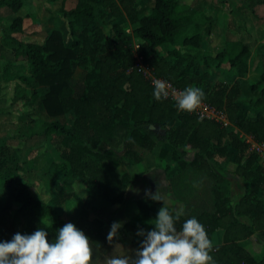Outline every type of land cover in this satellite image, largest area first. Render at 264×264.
I'll return each instance as SVG.
<instances>
[{
  "label": "trees",
  "instance_id": "obj_1",
  "mask_svg": "<svg viewBox=\"0 0 264 264\" xmlns=\"http://www.w3.org/2000/svg\"><path fill=\"white\" fill-rule=\"evenodd\" d=\"M141 1L76 0L74 7L60 9L69 40L62 28H53L39 44L16 36L24 32L25 18L18 14L25 0H0L6 18L17 15L3 28L2 45L29 67L20 80L38 124L28 137L49 139L61 157L45 172L54 189L45 201L25 180L19 150L0 144V242L40 227L54 242L66 225L56 211L75 199L82 211L74 225L93 242L92 264H105L114 245L127 246L128 237L135 251L143 238L133 221L113 244L107 240L117 214L135 199L143 227L152 230L150 221L163 203L128 197L136 176L118 169L145 163L158 148L159 158L171 161L164 170L169 208H185L177 228L195 217L213 244L215 264H264V164L244 137L264 144V71L247 82L252 50L243 39L226 40L216 55L204 52L219 18L184 14V0H151L143 14ZM123 14L140 42L136 53L133 38L117 22ZM4 51L0 57L6 59ZM136 54L152 76L178 91L202 89L203 103L229 125L180 111L171 98L157 101ZM222 71L227 80L215 81ZM98 200L112 211H97Z\"/></svg>",
  "mask_w": 264,
  "mask_h": 264
},
{
  "label": "rangeland",
  "instance_id": "obj_2",
  "mask_svg": "<svg viewBox=\"0 0 264 264\" xmlns=\"http://www.w3.org/2000/svg\"><path fill=\"white\" fill-rule=\"evenodd\" d=\"M264 0H184L188 10L184 14H193L196 18L204 16H215L219 18L214 25L211 36L204 44V52L207 55H216L225 46L226 40L243 39L251 46L252 56L249 61L250 72L246 78L247 82L255 81L264 71ZM25 6L18 14L25 18L24 32L16 35L26 42L43 43L46 36L50 34L53 28H62L65 32L67 41L69 40L67 31H65V21L61 17V7L72 8L76 0H25ZM140 10L143 14H148L151 8V0H142ZM5 12L0 11V48L4 49L6 59L0 57V144L7 145L12 150H19L21 162L25 164V180L32 186L34 196L45 201L52 197L54 190L46 176L45 172L54 162H60L59 152L51 145L49 139L39 136L28 137V134L37 126L38 116L33 114L32 109L27 105V96L29 90L25 83L20 80L21 77L29 75L27 62L20 58L15 59L10 47L2 45L3 28L7 26L13 17H5ZM112 18H109L110 20ZM121 24L127 35L131 36L134 44L140 43L134 38V30L125 14L117 21ZM81 70L75 71V77L78 78ZM227 71H222L214 76L215 81L225 82L227 80ZM71 121V119H70ZM156 157L150 160L143 167V173L137 175L132 186V191L127 192L128 197H144L145 190L157 191V181H163V191L166 193L168 206L172 207V201L168 192V186L165 179H161L162 173L159 172L160 166L164 165L159 158V149L155 151ZM190 154L189 158L191 157ZM227 168L234 169L233 164H228ZM139 172V171H138ZM150 185H146L150 179ZM79 192L83 190L80 186L76 187ZM131 188V187H129ZM129 191V190H128ZM108 204H95V209L100 212H111ZM175 205H173L174 207ZM180 205L175 206L174 208ZM115 207H113L114 209ZM82 211L81 204L75 199L67 202L56 211L57 217L66 224H75ZM133 221L139 229L149 231L150 228L143 227V221L139 216L136 200H131L122 208L116 216L115 222H124V225ZM149 226V225H148ZM122 229V228H121ZM120 229V230H121ZM119 230V231H120ZM132 238H127V246L116 245L109 251L108 257H132L134 249L131 247ZM218 238L216 242H218Z\"/></svg>",
  "mask_w": 264,
  "mask_h": 264
},
{
  "label": "clouds",
  "instance_id": "obj_3",
  "mask_svg": "<svg viewBox=\"0 0 264 264\" xmlns=\"http://www.w3.org/2000/svg\"><path fill=\"white\" fill-rule=\"evenodd\" d=\"M153 85L157 101L171 96L178 109L189 114L196 112L205 99L200 88L187 87L177 93L162 80H154ZM157 185L155 193L145 190L146 199L163 203L154 223L150 221L154 228L138 230L137 235L143 239L132 257L114 255L105 264H215L213 244L205 227L193 217L178 229L184 207L169 208L163 181H157ZM123 226L124 222L112 223L107 236L109 244L118 238ZM47 237L48 232L40 227L30 235L16 233L10 241L0 242V264H92L93 242L73 223L58 229L54 242L50 243Z\"/></svg>",
  "mask_w": 264,
  "mask_h": 264
},
{
  "label": "built area",
  "instance_id": "obj_4",
  "mask_svg": "<svg viewBox=\"0 0 264 264\" xmlns=\"http://www.w3.org/2000/svg\"><path fill=\"white\" fill-rule=\"evenodd\" d=\"M140 48V44L139 43H135L134 44V50L135 53L137 52V50ZM138 64L144 69V71L146 72V74L152 79V83L154 80H161L158 79L154 76H152L141 64V60L138 56V54L135 55ZM163 81V80H162ZM166 82V81H164ZM166 84L170 85V91L171 90H175L177 93H179L180 91H178L177 89H175L170 83L166 82ZM172 100H174L171 96L169 97ZM196 113L200 116V118L202 119H214L220 122H223L226 125H229V122L225 119V117L221 114H219L214 108L202 103L201 107L199 109L196 110ZM246 142L250 145V149L255 152L261 162L264 164V144L263 143H259L254 141L253 138L245 136Z\"/></svg>",
  "mask_w": 264,
  "mask_h": 264
},
{
  "label": "crops",
  "instance_id": "obj_5",
  "mask_svg": "<svg viewBox=\"0 0 264 264\" xmlns=\"http://www.w3.org/2000/svg\"><path fill=\"white\" fill-rule=\"evenodd\" d=\"M242 136H243V134H242ZM245 137V136H244ZM155 153V152H154ZM152 154V156L151 157H156L157 158V156H155V154ZM150 158V157H149ZM150 160H146L145 161V163H143V164H138V165H128V166H121L119 169H118V172L121 174V175H124V174H129V175H132V176H134V175H137V173H138V175L139 174H142L143 173V167L144 166H146L147 165V163L149 162ZM163 162H165L164 163V165H162V166H160V168H159V172H161L162 173V177H161V179L162 180H164L165 179V181H166V185L168 186V182H167V179H166V176H165V168L167 167V165H171V161L170 160H164ZM139 171V172H138ZM151 181H154L152 178L149 180V181H147V183H145L147 186L148 185H150V183H151ZM132 189V187L129 189V191L128 192H130V191H132L131 190ZM136 198H140V197H136ZM170 200V199H169ZM168 200V201H169ZM98 203H103V201L102 200H98L97 202H96V204H98ZM183 205V207H184V204H182ZM185 209V208H184ZM144 224V223H143ZM150 226H147L146 228L148 229ZM151 229H149V231H150Z\"/></svg>",
  "mask_w": 264,
  "mask_h": 264
},
{
  "label": "water",
  "instance_id": "obj_6",
  "mask_svg": "<svg viewBox=\"0 0 264 264\" xmlns=\"http://www.w3.org/2000/svg\"><path fill=\"white\" fill-rule=\"evenodd\" d=\"M148 128L149 130L156 132L157 134H164V130H162L159 126L150 125Z\"/></svg>",
  "mask_w": 264,
  "mask_h": 264
}]
</instances>
